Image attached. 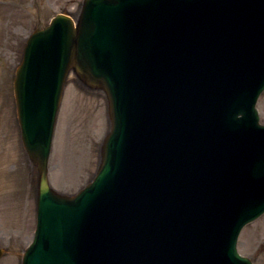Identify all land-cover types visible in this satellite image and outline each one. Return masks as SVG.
Returning <instances> with one entry per match:
<instances>
[{
  "label": "water",
  "instance_id": "95a60500",
  "mask_svg": "<svg viewBox=\"0 0 264 264\" xmlns=\"http://www.w3.org/2000/svg\"><path fill=\"white\" fill-rule=\"evenodd\" d=\"M69 71L104 91L112 122L75 197L47 181ZM263 87L264 0H84L75 27L35 31L14 80L38 175L22 264H251L236 239L264 212Z\"/></svg>",
  "mask_w": 264,
  "mask_h": 264
},
{
  "label": "rangeland",
  "instance_id": "374dc122",
  "mask_svg": "<svg viewBox=\"0 0 264 264\" xmlns=\"http://www.w3.org/2000/svg\"><path fill=\"white\" fill-rule=\"evenodd\" d=\"M82 1L0 0V248L5 249L0 264L21 263L35 225L37 173L20 140L13 94L15 69L21 62L25 38L46 26L56 14L76 19ZM256 107L264 124V91ZM109 129L108 101L103 90L90 89L69 73L48 164V179L54 190L72 195L91 181ZM69 146L81 149V157L63 158L60 153ZM80 162L82 167L77 168ZM237 248L252 264H264V214L242 229Z\"/></svg>",
  "mask_w": 264,
  "mask_h": 264
},
{
  "label": "bare ground",
  "instance_id": "6f19581e",
  "mask_svg": "<svg viewBox=\"0 0 264 264\" xmlns=\"http://www.w3.org/2000/svg\"><path fill=\"white\" fill-rule=\"evenodd\" d=\"M97 115H98V112H97ZM95 117H97V116H95ZM92 124L94 125V126H96V124L94 123V119L92 118ZM70 147V148H69ZM67 149H66V152H62V153H60V155H62L63 156V158L64 157H66L67 155H69V157L71 156V155H73V157H75V156H77V159L79 158V157H81V155H82V151H81V149H77V148H74V147H72V146H69ZM83 150V149H82ZM79 153H81V154H79ZM68 157V156H67ZM78 165L76 166L77 168H81L82 167V162H80V163H77Z\"/></svg>",
  "mask_w": 264,
  "mask_h": 264
}]
</instances>
